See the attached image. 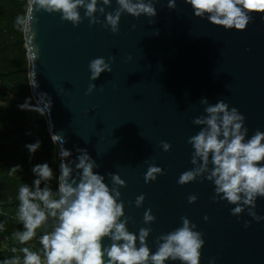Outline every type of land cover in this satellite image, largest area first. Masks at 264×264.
Here are the masks:
<instances>
[{"label": "water", "instance_id": "1", "mask_svg": "<svg viewBox=\"0 0 264 264\" xmlns=\"http://www.w3.org/2000/svg\"><path fill=\"white\" fill-rule=\"evenodd\" d=\"M167 3H156L153 24L147 16L123 14L116 34L102 24L89 26L87 19L73 27L61 21L60 13L35 12L33 6L37 20L24 33L31 97L35 104L40 93L51 99L43 117L51 139L59 137L54 142L58 153L62 146L72 152L68 160H75L77 149H87L99 165L94 171L105 176L110 188L107 173L125 180L119 191L125 215L131 218L128 230L138 235L141 227H150L152 253L157 238L180 227L186 216L204 234L200 264H264V220L255 221L247 211L234 216L235 205L213 202L215 186L206 178L177 183L194 167V149L187 141L202 127L193 124L204 114L202 98L236 107L246 117V139L256 130L264 132V13H252L245 30H225L195 17L184 0H177L175 10ZM117 7L112 0L106 13ZM96 15L105 21L106 16ZM33 32L28 45L27 35L31 38ZM29 48L36 55L33 60ZM113 56L112 72L92 82L89 62ZM90 83L96 88L86 94ZM161 141L170 143L171 150L164 152ZM151 163L164 175L145 183ZM142 194L145 201L137 208L136 197ZM192 194L198 199L190 204ZM256 203L257 214L264 216V198ZM149 208L156 220L146 225L143 215ZM110 243L108 238L103 241L105 246Z\"/></svg>", "mask_w": 264, "mask_h": 264}, {"label": "clouds", "instance_id": "2", "mask_svg": "<svg viewBox=\"0 0 264 264\" xmlns=\"http://www.w3.org/2000/svg\"><path fill=\"white\" fill-rule=\"evenodd\" d=\"M158 2L116 0L118 7L106 13V7L111 6L112 0H27L26 12L16 17L15 24L21 32L28 34L31 24L37 20L33 14L35 6V12L60 13L61 21L71 22L73 27H78L87 19L89 26L102 24L116 34L121 16L125 13L137 18L144 15L149 18L150 24L155 23L152 18L158 14L155 7ZM184 2L191 5L195 17L207 18L211 24L222 26L225 30H245L253 21L252 13H264V0ZM176 5L177 0H168L170 10H175ZM80 9H84L83 16ZM97 13L106 16L105 21H101ZM34 38L35 32L31 38L27 35L28 45L30 39ZM29 51L32 53L30 48ZM31 58H36L35 53ZM114 59V56L108 60L104 57L92 59L88 65L90 80L95 81L104 72L111 73L109 61ZM95 88L96 85L90 83L86 94H91ZM200 103L205 105L204 114L194 118L193 124L202 127L187 141L194 149L191 155L194 167L183 172L177 183L185 185L197 179L202 182L206 178L215 186L213 202L226 201L235 205L231 209L234 216L247 211L255 221L264 220V216L258 215L255 210L257 199L264 198V132L256 130L251 138L246 139V117L236 107L230 108L222 99L210 104L207 98H202ZM40 104L44 107L41 108ZM51 106V99L46 93L39 94L36 105L32 104L30 97L19 105L21 110L37 111L41 115L45 108L50 109ZM58 139L52 136L53 142ZM26 147L29 153L34 154L41 147V141L37 140ZM160 147L164 152L171 150V144L166 141H161ZM77 152L79 155L75 160H68L72 152L62 146L59 148L60 174L55 191L49 183L54 173L48 163L36 164L32 172L37 178L32 185L24 183L19 187L17 217L23 224V230L13 233V238L20 245H26L36 237L37 229L44 228L49 221L52 225L50 231L40 236L39 250L27 246L14 247L12 252L22 253V259L20 255H14L4 264H165L168 260L200 264L204 234L195 230L197 226L189 218L181 217L180 227L159 236L156 240L157 250L152 253L147 243L152 231L150 227H141L138 235L128 230L131 218L125 215V205L119 191L120 187H126L125 180L119 174L107 173L112 182L110 188L105 183V176L94 171L99 165L87 149H77ZM20 170V165L11 168L12 173ZM160 175H164V170L154 163L149 164L144 176L145 183L156 181ZM197 199L195 194L189 195L188 203H195ZM144 201L145 195L137 196L135 206L142 207ZM204 219L207 221L208 217ZM155 220L151 208L147 209L143 223L147 225ZM244 226L247 228L249 222L245 221ZM4 227V223H0V231ZM105 238L111 241L110 245L103 244ZM210 264H214V260Z\"/></svg>", "mask_w": 264, "mask_h": 264}, {"label": "trees", "instance_id": "3", "mask_svg": "<svg viewBox=\"0 0 264 264\" xmlns=\"http://www.w3.org/2000/svg\"><path fill=\"white\" fill-rule=\"evenodd\" d=\"M27 0H0V264L14 255L12 248L30 247L39 250L36 237L51 230L52 222L37 229V235L26 245H20L13 233L23 230L18 220V189L24 183L32 185L37 177L32 168L36 164L48 163L54 176L49 182L53 190L58 187L59 153L52 141L46 120L37 111L21 110L19 105L31 98L28 78V58L24 33L15 24L16 17L26 12ZM41 141V147L29 153L26 145ZM21 170L11 172L13 166ZM43 187V182L41 184Z\"/></svg>", "mask_w": 264, "mask_h": 264}, {"label": "built area", "instance_id": "4", "mask_svg": "<svg viewBox=\"0 0 264 264\" xmlns=\"http://www.w3.org/2000/svg\"><path fill=\"white\" fill-rule=\"evenodd\" d=\"M41 235H42V234H40L39 236L36 237V241L39 242V238H40Z\"/></svg>", "mask_w": 264, "mask_h": 264}]
</instances>
